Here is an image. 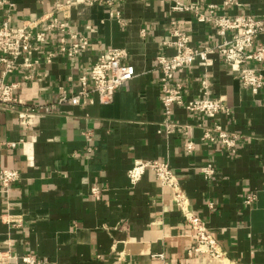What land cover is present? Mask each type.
Segmentation results:
<instances>
[{
  "label": "crops",
  "instance_id": "obj_1",
  "mask_svg": "<svg viewBox=\"0 0 264 264\" xmlns=\"http://www.w3.org/2000/svg\"><path fill=\"white\" fill-rule=\"evenodd\" d=\"M5 1L0 21L12 27L37 20L54 2ZM181 1L216 5L228 16L264 17V0H234L237 6L228 9L219 0ZM119 11L125 26L104 6L74 5L66 13L68 25L88 39L87 50L69 59L48 34L43 51L34 55L38 65L6 78L19 84L21 105L15 112L0 109V170H17L20 180L0 193V264H23L25 255L38 264H220L188 254L195 245L190 227L151 171L131 183L128 171L149 161L168 163L189 211L205 223L228 261L264 264V89L253 94L243 88L238 68L216 53L206 65L197 62L176 72L185 101L202 97L207 78L210 96L229 110L208 118L174 107L173 120L189 127L194 143L191 153L184 152L181 130L158 132L163 112L156 58L176 54L165 45L176 27L186 28L192 47L213 46L219 39L211 26L197 24L190 13L172 12L162 0H127ZM109 48L126 51L124 62L136 77L110 104L92 96L78 106L58 105L59 88L76 91L78 78ZM48 53L54 54L49 64ZM215 123L236 137L235 153L218 141H202L203 128ZM206 166L213 170L209 179L201 171Z\"/></svg>",
  "mask_w": 264,
  "mask_h": 264
},
{
  "label": "built area",
  "instance_id": "obj_2",
  "mask_svg": "<svg viewBox=\"0 0 264 264\" xmlns=\"http://www.w3.org/2000/svg\"><path fill=\"white\" fill-rule=\"evenodd\" d=\"M127 0H54L53 9L33 22L22 26L12 27L8 20L0 21V109L7 112H15L21 105L18 97L19 84L7 82L6 78L16 71L33 69L38 65L34 55L43 51L42 43L46 35L52 34L57 38V51L69 59L76 58L85 52L89 41L86 37L71 31L66 13L76 4L87 6L101 5L108 9L109 17L117 21L121 26L125 22L119 8ZM146 2L147 0H139ZM170 5L171 11L175 13H190L197 24H207L212 27L218 37V42L213 46L202 49L192 47L186 28L176 27L170 32V40L165 43L173 47L176 54L167 58L158 56L156 58L157 70L160 72V93L163 112V120L159 133L172 135L181 130L186 137L183 146L184 152L191 153L194 143L190 140L188 126L176 123L173 118V108L182 107L188 113L199 114L204 117L214 118L219 114H229L228 108L219 100L212 98L209 93V82L204 78L201 82L202 97L191 101L184 100V87L175 80V73L181 69L189 68L197 62L206 65L208 56L212 53L219 55L223 62L238 68L236 79L241 86L253 94L264 89V17L251 15L219 14L216 5L203 6L202 4H186L181 0H162ZM221 8L228 9L237 6L234 0H219ZM5 0H0V7L4 6ZM175 25V22L172 23ZM127 54L123 49L109 48L99 57L98 61L91 67L88 75L78 78V89L67 91L59 88L57 104H70L78 106L81 102L92 101V96H97L101 104H110L114 100L115 93L132 81L135 77L133 66L124 62ZM53 53L45 55L47 64L52 62ZM252 65V66H250ZM26 78L30 79L31 76ZM52 108H45V112ZM33 111L19 114L26 119ZM236 137L229 134L218 123L203 128L202 141H218L231 153H235ZM151 171L162 187L170 190L171 196L186 223L192 232L195 245L188 254L207 256L220 264H239L228 261L226 254L220 245L208 232L205 223L188 209L187 201L182 197L176 176L167 162L149 161L141 162L128 171V178L132 184L137 183L147 171ZM202 173L206 179L213 175L211 167L203 168ZM20 180L17 170H0V193L7 194L10 187ZM91 195L99 200L98 188L91 190ZM254 196L247 197L245 203L251 204ZM163 258L162 255L157 256ZM23 264H38L37 259L30 255L21 258Z\"/></svg>",
  "mask_w": 264,
  "mask_h": 264
}]
</instances>
